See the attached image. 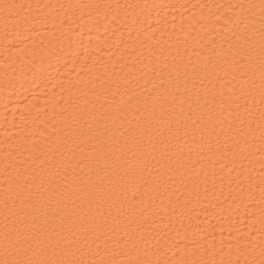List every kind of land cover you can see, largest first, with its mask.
Listing matches in <instances>:
<instances>
[{
	"label": "snow or ice",
	"instance_id": "obj_1",
	"mask_svg": "<svg viewBox=\"0 0 264 264\" xmlns=\"http://www.w3.org/2000/svg\"><path fill=\"white\" fill-rule=\"evenodd\" d=\"M24 7L15 0L0 2V18L6 28L13 21L19 23ZM235 7L242 15L224 43L231 46L233 40L236 42L235 55L241 56L236 61L239 76L235 68L220 75L223 65L218 55L223 56V45L219 54L213 47L211 54L194 50L187 61L181 58L177 62L173 57L171 67L163 53L152 52L147 63L139 61L143 68L133 65L123 81H114L100 94L104 97L100 105L103 111L90 113L91 123L83 115L82 122L72 120L64 142L49 150L51 158L48 154L36 157L30 174L18 176L12 183L6 181L0 264H161L160 260L147 259L146 248L145 258H139L140 249L132 233L142 225L131 219L136 214L134 205L125 211L128 195L131 193L136 201L135 192L143 190L138 215L147 221L155 197L148 191L145 173L151 176L154 168L157 173L166 168L189 179L206 178L205 171L197 170L204 163L205 147L209 152L216 148L215 154L224 159L226 154L235 157L240 138L244 145L258 139L260 154L258 176L243 168L237 171L235 159L228 168L229 176L233 171L236 176L229 179V196L222 203L230 200V207L236 205L237 211L243 205L241 226L231 224L227 239L221 233L218 245H201L200 259L182 264H264V0ZM133 83L139 94L129 88ZM160 89L164 90V100ZM250 135L251 140L247 138ZM194 152L196 160L192 159ZM243 154L241 151L240 156ZM24 173H28L27 168ZM242 178L247 179V185ZM220 179L223 182L225 177ZM158 188L157 183L154 191ZM198 189L195 184L192 190ZM145 198L149 201L146 205ZM257 208L258 212L250 211ZM122 216H129L126 228L117 226ZM105 236L111 239L101 249L97 242ZM110 244L115 245L111 249L115 255L109 259ZM127 244L132 245L129 255L137 253L135 260L118 259L123 253L117 249Z\"/></svg>",
	"mask_w": 264,
	"mask_h": 264
},
{
	"label": "bare ground",
	"instance_id": "obj_2",
	"mask_svg": "<svg viewBox=\"0 0 264 264\" xmlns=\"http://www.w3.org/2000/svg\"><path fill=\"white\" fill-rule=\"evenodd\" d=\"M15 2L25 6L19 23L13 21L6 28L0 18V256L3 255L6 181L12 183L16 177L30 174L36 157L43 158L48 154L51 158L49 150L64 142L72 120L82 122L80 117L83 115L91 123L90 113L103 111L100 105L104 103V97L100 94L114 81H123L133 65L136 69L143 68L144 64L139 61L147 63L152 52L163 53L171 67L173 57L177 62L181 58L187 61L194 50L211 54L213 47L219 54L223 45V56L218 55L223 65L220 75L235 68L239 76L236 61H240L241 56L235 55L236 42L233 40L230 46L224 41L233 35L231 30L242 15L241 9L235 6L259 3V0ZM256 20H259L258 15ZM256 27L259 28L258 23ZM163 63L164 59L161 67ZM129 88L139 94L140 89L134 83ZM160 97L164 100L163 89H160ZM163 106L167 110L168 104ZM254 135L258 138L260 133L256 131ZM247 138L252 139L251 135ZM240 139L241 147L235 149V157L226 154L224 159L215 154L216 148L209 152L205 147L204 163L198 165L197 170L205 171L206 178L202 175L198 179L195 176L189 179L175 172L169 173L166 168H160L158 173L154 168L151 176L145 173L150 184L148 191L155 197V203L147 213L148 220L138 215L143 190L135 192L136 201L130 193L125 205L126 212L135 206L136 214L131 215V219L142 225L132 233L140 249V259L145 258L146 248L147 259L160 260L161 264L164 261L182 264L184 260H197L203 252L201 245H218L221 233L225 239L229 237L231 224L241 226L239 219L244 215L243 205L237 211L236 205L230 207V200L222 203L229 196V179L236 176V171L229 176L228 168L233 167L231 161L235 159L237 171L243 168L258 176L260 154L258 139L247 145L243 138ZM241 151L243 156H240ZM197 158L194 152L192 159ZM24 168L28 173H24ZM213 172L218 175L213 176ZM157 176L162 179L158 180ZM221 176L225 177L223 182ZM242 179L247 185V179ZM157 183L159 188L154 191ZM195 184L199 185L196 192L192 190ZM232 191L233 195L237 192L235 183ZM148 202L145 198V205ZM250 211L258 212V208ZM128 220L129 216H122L117 226L126 228ZM107 231L111 233V227ZM109 239L110 236H105L97 242L101 249ZM113 247L114 244L109 245L106 258L115 255L111 250ZM131 248V244L120 246L117 251L123 255L118 259L135 260L137 253L128 254Z\"/></svg>",
	"mask_w": 264,
	"mask_h": 264
}]
</instances>
